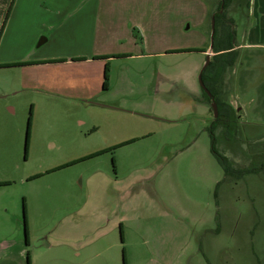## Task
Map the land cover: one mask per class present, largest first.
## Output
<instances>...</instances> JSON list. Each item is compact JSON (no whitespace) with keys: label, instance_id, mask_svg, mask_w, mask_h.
<instances>
[{"label":"rangeland","instance_id":"374dc122","mask_svg":"<svg viewBox=\"0 0 264 264\" xmlns=\"http://www.w3.org/2000/svg\"><path fill=\"white\" fill-rule=\"evenodd\" d=\"M173 1L178 22L196 24L205 12L196 0ZM201 2L211 4L210 17L218 11V0ZM249 2L234 0L226 12L239 45ZM40 8L39 0H15L7 21L12 41L0 64L20 62L32 50L55 55L50 42L36 49L47 38L40 34L43 21L58 22ZM91 16L90 9L82 16L81 33L70 27L50 36L71 40L72 50L82 39L88 48ZM184 32L173 39L176 47L203 44L201 29ZM128 46L117 49L136 54ZM239 51L222 86L236 128L229 138L219 125L214 136L234 169L250 171L226 180L212 152L216 119L199 82L207 62L200 54L115 58L108 92L103 61L84 64L75 75L62 67L36 75L32 67L0 65V183L9 182L0 186V264H125L124 252L126 264H264V49ZM77 75L76 82L69 78ZM39 78L47 87L66 81L72 90L81 82L98 91L39 92ZM99 150L108 152L56 170Z\"/></svg>","mask_w":264,"mask_h":264},{"label":"crops","instance_id":"0c3cea01","mask_svg":"<svg viewBox=\"0 0 264 264\" xmlns=\"http://www.w3.org/2000/svg\"><path fill=\"white\" fill-rule=\"evenodd\" d=\"M201 1L202 0H196L198 4H202L205 12L201 14L202 16L198 18L199 20L196 24H193L191 23V18L181 22H178L176 18H174L175 21L173 20L172 15H176L179 11L178 6H174L173 0H39L40 9L43 11L46 10V12L53 11L52 13L57 16L58 22L56 24L48 25V23L43 21L41 25L42 33L40 34L46 35L47 38H42L38 42L37 40L41 36L38 35L37 39L32 42L33 47L36 45V42H38L36 49L41 51L39 48L47 42H50L53 44L55 55L50 53H47L46 55H39L38 52L31 49L32 51L29 52L25 58L21 59L20 62L15 60L13 63H4L0 65L18 64L22 65L24 69H26V67H32L37 70L34 71L36 75H40L46 69L51 68L50 66L62 67L63 69L69 71L71 70V74L75 75L76 73L79 74L78 72L75 73V71L80 67H85V65H87V68H91L88 66H91V64H94L95 62L101 63L100 61H103L105 64H108L110 68L111 63L115 61V58L121 57L129 59L134 58L135 56L142 57L144 55H168L171 51L174 52L176 50L189 48L204 50L202 52L195 53L207 58V55L210 52V46L205 47L209 43V38L207 39L209 34L206 24L208 22V18H210L211 4L208 6L203 4ZM10 2L11 0H0V54L5 43L10 39L9 31L11 22L9 24L5 20L3 24V13ZM16 2H18V0H16ZM31 2H33V0H31ZM89 9L91 11V17L94 21H91L92 41L87 45L88 48H86L85 44L83 45L82 39H79L81 42L79 47L72 50L70 45L71 40H68V42L65 43V41L62 42L63 39L61 38L56 40L53 39V35L50 36L52 31H62L61 33H65V29H69L70 27L74 29L78 28V30H75L74 32L81 33L79 29L83 22L82 16L87 10L89 11ZM249 9L250 22L248 30H246L245 36H243L244 43L242 45L240 44V47H258L259 49H264V0H250ZM3 25L4 29L2 31ZM192 27L201 29L203 32L201 34L203 44H201V46H192L189 43L184 46L176 47L173 39H176V36L179 34H186L184 31L192 29ZM67 33H69V31H67ZM37 34H39V32ZM76 36L77 35L73 36L75 41L78 38ZM26 39L32 40L31 35L28 34ZM11 41H9V43H11ZM105 42L108 46L100 47L101 44ZM126 45L134 48L135 51L137 50L136 54L132 51H121L117 49H124V46ZM213 56L214 53L212 52L211 57ZM76 77H78V75L69 78H73V82H76L78 81L75 80ZM28 79L29 75L26 76L27 81ZM63 79L66 78L63 77ZM37 80L38 81L36 82L40 83L38 88H43L37 89L39 92H42L45 89L51 92L66 94L69 90H71L72 86H63V84L66 83V81H64L60 84V86L51 84L53 87H47L48 85L46 79L42 80V78H39ZM76 85L77 86L69 92H76L78 94L77 96H82L87 93L95 95L98 91V88L94 90L91 86L88 89L87 86L83 87L81 82ZM111 86L112 84L110 79L109 89L103 90L108 92L111 89ZM211 102L212 101L209 103ZM116 223L117 227L119 226L121 232H123V223L121 220Z\"/></svg>","mask_w":264,"mask_h":264},{"label":"trees","instance_id":"16d2710c","mask_svg":"<svg viewBox=\"0 0 264 264\" xmlns=\"http://www.w3.org/2000/svg\"><path fill=\"white\" fill-rule=\"evenodd\" d=\"M234 0H218L219 8L218 11L213 12L211 14L210 20L212 21V17L214 16L215 18V32H214V46L212 48V52L214 53V56L212 57V61L202 73L203 76V82L206 86V88L210 91V93L213 95V99L218 105L219 108V115L216 118L215 122L213 123L212 127L209 129L210 136L213 140V149L212 152L213 154L218 158V161L221 164V168L224 171L225 174V180L230 179L233 177H236L238 179L242 178L245 174V172H248L250 170H241L238 171L233 168L231 163L223 156H221L220 153L217 152L216 150V137L214 136V129L222 125L227 129V136L230 138L231 137V132L234 131L236 128V123H237V113L230 104L226 103L223 100V91H222V86L224 85L227 76L230 74L231 70L234 68L235 64H237L239 56H240V51L239 47L240 45L238 44L237 41V35L235 32L234 24L233 21L228 18L226 15V12L230 8V6L233 4ZM15 4V0H12L11 7H9V11L7 14L6 22L9 18L10 15V10ZM222 6H224V12H221ZM221 12V13H220ZM4 29V25L2 27V31ZM204 50L202 49H182V50H176V51H171L173 53H183V52H202ZM107 59V58H105ZM25 65V64H24ZM12 66H22L18 64H6L3 65L2 67H12ZM110 78V68L109 65L106 64L105 66V71H104V78H103V89L108 90L110 83L109 79ZM207 101H211V98H207ZM31 126L29 122V127ZM28 127V129H29ZM28 138H29V131H28ZM134 142V141H130ZM128 142V143H130ZM125 143V144H128ZM125 144L121 145L124 146ZM27 150V146H26ZM107 151H98L94 153L93 155L89 157H82L76 161H73L72 163L65 164L56 170H59L61 168H64L65 166H70L74 165L76 163L82 162V161H87L92 158H95L97 156L105 154ZM255 170V169H252ZM257 171V170H255ZM221 183V182H220ZM220 183L217 184V186L220 185ZM9 182L6 183H0V186L8 185ZM215 195L217 197V191L215 192ZM25 205V212H26V204ZM27 213V212H26ZM25 213V214H26ZM27 223V222H26ZM27 225V224H26ZM26 235H27V243H29V238H28V225L26 226ZM121 240L124 243V238H123V233L121 232ZM29 261H30V256H29ZM124 261L126 264V259H125V252H124Z\"/></svg>","mask_w":264,"mask_h":264},{"label":"water","instance_id":"95a60500","mask_svg":"<svg viewBox=\"0 0 264 264\" xmlns=\"http://www.w3.org/2000/svg\"><path fill=\"white\" fill-rule=\"evenodd\" d=\"M221 12H224V6H222V9H221ZM220 12V13H221ZM216 22H215V18L214 16L212 17V34H211V46H210V52L208 53L207 55V62L205 63V65L203 66L201 72H200V76H199V82L201 84V86L203 87V89L206 91V93L208 94V96L211 98V101H212V108H213V111H214V118L216 119L219 115V108H218V105L217 103L215 102V100L213 99V95L210 93V91L206 88L204 82H203V76H202V73L205 69H207V67L209 66V64L211 63L212 61V48L214 46V32H215V29H216V26H215Z\"/></svg>","mask_w":264,"mask_h":264}]
</instances>
